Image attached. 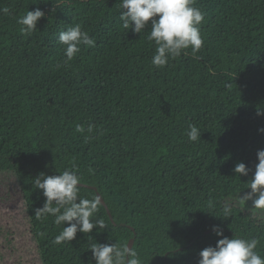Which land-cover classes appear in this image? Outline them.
Listing matches in <instances>:
<instances>
[{
	"label": "trees",
	"instance_id": "1",
	"mask_svg": "<svg viewBox=\"0 0 264 264\" xmlns=\"http://www.w3.org/2000/svg\"><path fill=\"white\" fill-rule=\"evenodd\" d=\"M120 4L0 0L9 10L0 11V172L17 174L35 241L22 246L0 229V264L28 252L42 264H96L93 244L132 239L140 264H199L200 251L223 238L212 225L256 239L264 257V217L230 201L251 191L264 149V0H195L203 45L162 68L151 63V25L125 29ZM36 8L46 15L25 33L18 20ZM75 24L95 46L67 60L58 36ZM189 125L201 130L197 141ZM241 161L246 176L234 172ZM73 169L80 196L101 193L113 220L101 204L96 218L106 228L56 244L64 225L37 219L45 198L33 179Z\"/></svg>",
	"mask_w": 264,
	"mask_h": 264
},
{
	"label": "clouds",
	"instance_id": "2",
	"mask_svg": "<svg viewBox=\"0 0 264 264\" xmlns=\"http://www.w3.org/2000/svg\"><path fill=\"white\" fill-rule=\"evenodd\" d=\"M194 4L195 0H121L120 19L125 29L135 33H142L146 26L151 25L147 39L156 45L151 63L156 68H162L189 47L193 53L201 49L203 38L199 26L204 13ZM0 11L6 14L9 10L3 8ZM45 15L40 8L28 10L18 23L24 26L23 32L30 34ZM58 41L65 46L67 60H72L80 52V45L95 46L94 38L80 24L61 31ZM257 114L264 115L262 112ZM77 131L83 132L84 129L77 126ZM258 131L264 133V128ZM187 135L190 141H197L201 138V130L196 125H189ZM257 158L259 162L249 185L251 191L241 195L239 202L244 204L251 200L253 207L264 210V149L257 151ZM250 171L243 161L234 167V172L240 176H246ZM81 180V175L74 169L58 175L41 172L33 179V188L42 190L45 198L44 207L35 213L37 219L43 214H50L55 217L57 225H64L54 239L56 244L74 240L77 232L90 234L94 228L107 227L103 219L96 218L102 198L99 195L92 199L82 198L79 194ZM53 203L57 206L53 207ZM223 211L225 216H229L231 208L226 204ZM211 230L223 238L215 246L200 251L199 264H264V257L255 251L258 244L256 239L247 240L236 236L229 238L224 236L219 225H212ZM90 249L96 264H140L137 253L127 246L97 243Z\"/></svg>",
	"mask_w": 264,
	"mask_h": 264
},
{
	"label": "rangeland",
	"instance_id": "3",
	"mask_svg": "<svg viewBox=\"0 0 264 264\" xmlns=\"http://www.w3.org/2000/svg\"><path fill=\"white\" fill-rule=\"evenodd\" d=\"M240 197L233 198L230 201L244 209L252 211L256 215L264 217V210L256 209L249 200L241 204ZM0 219L10 217L6 223L0 225L1 233L13 236V240L23 246L26 242L34 244V237L31 233V227L27 214V208L24 204V194L20 180L14 172H0ZM8 214V215H7ZM29 257L17 259L15 262L22 261L23 263L42 264L41 257L32 252H28ZM15 263V264H16Z\"/></svg>",
	"mask_w": 264,
	"mask_h": 264
},
{
	"label": "water",
	"instance_id": "4",
	"mask_svg": "<svg viewBox=\"0 0 264 264\" xmlns=\"http://www.w3.org/2000/svg\"><path fill=\"white\" fill-rule=\"evenodd\" d=\"M90 187H92V188H94V189H96V190H97V188H96V187H93V186H90ZM98 195H99V196L102 198V204H104V205H105V207H106V209H107V211H108V213H109V215H110L111 219L113 220L112 213H111V211H110V209H109V207H108V205H107V203H106L105 199L103 198V196H102V194H101V193H98ZM133 244H134V239H132V240L130 241V243H129L128 247L132 248V247H133Z\"/></svg>",
	"mask_w": 264,
	"mask_h": 264
}]
</instances>
